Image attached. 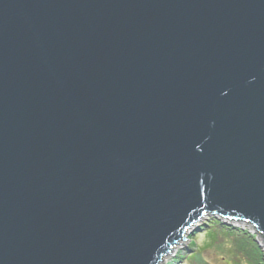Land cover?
Masks as SVG:
<instances>
[{"label": "water", "instance_id": "obj_1", "mask_svg": "<svg viewBox=\"0 0 264 264\" xmlns=\"http://www.w3.org/2000/svg\"><path fill=\"white\" fill-rule=\"evenodd\" d=\"M207 213L264 237V0H0V264H158Z\"/></svg>", "mask_w": 264, "mask_h": 264}, {"label": "rangeland", "instance_id": "obj_2", "mask_svg": "<svg viewBox=\"0 0 264 264\" xmlns=\"http://www.w3.org/2000/svg\"><path fill=\"white\" fill-rule=\"evenodd\" d=\"M208 218L199 225L203 227ZM215 219V218H212ZM231 223V221H229ZM239 229L247 231L250 235L258 238L261 241L260 249L264 258V237L260 234L256 227L250 222L238 221ZM197 224L192 226L191 230L184 236V241H180L177 245L172 247L170 254L163 256L158 264H243L244 259L237 254H234L232 249L224 239L225 231L216 226L215 221H211L209 227L197 229ZM228 227L231 226L227 224ZM236 225V224H234ZM188 230V229H187ZM186 253L183 259H177ZM243 256V255H242ZM241 258V259H239ZM173 259L179 262H173ZM264 264V261H263Z\"/></svg>", "mask_w": 264, "mask_h": 264}, {"label": "trees", "instance_id": "obj_3", "mask_svg": "<svg viewBox=\"0 0 264 264\" xmlns=\"http://www.w3.org/2000/svg\"><path fill=\"white\" fill-rule=\"evenodd\" d=\"M208 224H211L210 220L208 221ZM215 224L218 228L225 231L224 239L226 240V243L232 249L234 254H237L244 259L245 262H243V264H263V253L252 235L234 226L227 227L217 220L215 221ZM209 225L207 226L205 224L204 226L209 227ZM185 256L186 253L184 252L183 255L177 256V259H183ZM179 260L175 261V259H173V262L176 263L179 262Z\"/></svg>", "mask_w": 264, "mask_h": 264}, {"label": "bare ground", "instance_id": "obj_4", "mask_svg": "<svg viewBox=\"0 0 264 264\" xmlns=\"http://www.w3.org/2000/svg\"><path fill=\"white\" fill-rule=\"evenodd\" d=\"M208 215L211 217V219H212V218H215V216H213V215L207 213V214H205L204 216H202V217L199 219L198 222H201V223H202V221H203L204 219L206 220V217H207ZM211 219L208 218L207 221H209V220H210V221H216V220H211ZM201 223H200L199 225L197 224V229H199V228H200V229H202V228H206V226H203V227H202V226H201ZM205 224H206L207 226L209 225L208 222H206ZM205 224H204V225H205ZM191 228H192V227H191ZM191 228H189V229L191 230ZM189 229L185 231V235L190 231ZM254 240L256 241V243L258 244V246H260L261 241H260L258 238L254 239ZM181 241H184V240H181ZM179 242H180V241H179ZM179 242H178V243H179ZM258 242H259V243H258ZM173 247H174V246H173ZM171 251H172V249H171ZM171 251H170V252H171ZM170 252L167 253L166 255L170 254ZM166 255H165V256H166Z\"/></svg>", "mask_w": 264, "mask_h": 264}]
</instances>
